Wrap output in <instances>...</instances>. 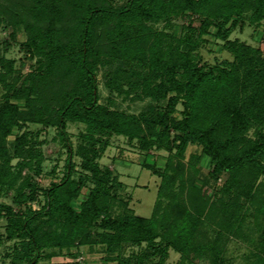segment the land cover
<instances>
[{
    "label": "trees",
    "instance_id": "1",
    "mask_svg": "<svg viewBox=\"0 0 264 264\" xmlns=\"http://www.w3.org/2000/svg\"><path fill=\"white\" fill-rule=\"evenodd\" d=\"M4 1L0 3V14L7 17L9 25L26 24L37 53L46 56V52L51 50L52 53H65L68 55L67 62L70 61L78 68V79L66 93L55 90L53 94H49L48 91L53 87L52 81L44 77L41 83L32 82L24 93L28 98L27 112H20L19 108L10 102L8 95H4L1 101L0 116H10L8 121H0L2 179L12 174V155L5 138L19 122L17 119L56 128L57 135L67 150L65 173L59 181L50 183L45 189V205L39 211L28 208L18 221L11 219V227L7 228L9 239L16 236L23 242L27 241V251H36L37 255L31 257L28 264H44L41 257L42 254L46 255L47 251V256L58 252L70 257V264H77L79 249L92 244L105 247L108 256L103 264H130V257L125 259L123 255L127 245L141 247L146 242L152 246L159 236L157 231H164L160 241L149 247L148 253L142 251L143 256L140 254L136 257V260L140 261L139 264H145L155 256H159V264H163L171 251L180 253L178 264H182V260H190L188 253H202L208 250L215 262L219 260L222 264L225 263L220 256L221 250L216 246L219 242L217 238L211 239L206 233V241L193 243L199 231L200 216L204 208H207L208 199L204 201L200 213L183 208L182 215L176 214L173 217L174 223L169 225L164 223L168 221L167 218L165 221L157 216L158 201L149 217L136 215L129 205V200L122 201L124 210L121 214H112L109 203L104 201L106 197H110L107 187L109 179L105 178L108 172L102 171L95 162L98 156L95 145L106 147L107 140L102 139L104 135H124L130 140L142 138L141 134L146 129L162 146L171 127L178 132V138L181 140V144L176 145L178 154L184 152L188 142H195L201 146L205 155L210 156L218 173L225 169L231 173L244 169L263 173L261 159L264 158V135L262 140L251 144L245 143L244 135L256 120L264 118V59L256 55L258 50L244 43L230 41L228 36L245 22L257 27L264 19V0H128L125 5L117 8L108 0H95L89 4L73 3V27L74 30L79 29L77 42L70 40L62 44L60 39L53 40L55 33L70 31L72 25L69 27L62 21L64 18L61 17V0ZM177 8L180 14L187 12L188 16H192L200 13L205 16L202 32L215 25L226 40L225 49L234 56L233 61H225L224 67L207 68L194 65L188 54L176 60L170 53L168 58L163 60L159 55V34L156 38L153 37V32L144 30L142 22L157 16H169ZM35 9L46 18L43 28L25 19L28 14L36 20ZM109 19H115L114 24L110 29L105 27V36L97 40L96 29ZM58 23L62 25L58 27ZM249 54L256 57L245 58V55ZM105 59L119 62L109 79L108 85L112 89L129 94V91H124L126 82L128 86L141 87L143 95L155 102L168 100V107L173 106L176 100L170 97L172 92L185 93L183 96L189 107L187 118L178 121L166 110H151L150 113L142 112L139 115L128 114L101 105L96 68ZM3 60L5 59L1 62ZM146 68L147 72L143 71ZM10 74V70L0 73V80ZM153 75L161 76L162 81L152 85ZM131 76L137 78L135 83L131 82ZM53 103L55 107L51 108ZM41 105L44 111L48 108L54 113L53 117L52 113L46 116L39 111ZM68 120L85 124L86 132L82 134V138L88 144L80 146L77 153L83 158V168L91 173L90 176L74 177L75 152L66 130ZM157 126H161L160 129H157ZM28 143L26 136L16 137L14 154L28 160L37 157L40 163V151L34 154V147L27 146ZM87 181L91 182L93 187L86 199L75 208L72 201L87 187ZM111 183L118 182L112 179ZM241 189L239 196L246 192V188L243 191ZM200 193L203 194L202 191ZM245 196L247 197V194ZM262 207L264 208V203ZM3 211L8 215L13 214L9 206L1 204L0 218L4 216ZM260 213L264 216V209L260 210ZM41 219L42 221H39ZM73 248L77 250L73 252Z\"/></svg>",
    "mask_w": 264,
    "mask_h": 264
},
{
    "label": "rangeland",
    "instance_id": "2",
    "mask_svg": "<svg viewBox=\"0 0 264 264\" xmlns=\"http://www.w3.org/2000/svg\"><path fill=\"white\" fill-rule=\"evenodd\" d=\"M94 1L61 0L63 12L61 17L64 18L62 21L65 22V25L69 27L72 25V27L70 31H61L62 34L55 33L53 40L60 39L61 44L68 43L70 40L77 42L79 29L74 30L73 27L75 20L71 15L72 4L82 2L89 4ZM108 1L117 8L125 5L128 0ZM4 2V0H0V3ZM34 12L37 16L36 20L28 14L25 15V19L31 23L35 22L36 25L43 28L46 23L45 16H42V13L36 9ZM205 19L206 17L200 13L192 16H188L187 12L180 14L177 8L169 16L144 19L142 25H144L145 31L153 32V37L156 38L159 34L161 41L159 55L163 60H166L170 53L175 56L176 60L188 54L196 66L224 67V62H232L234 56L225 49L226 40L222 38L215 25L209 26L206 32H202ZM114 20L109 19L108 23L98 26L96 29L97 40L105 36V27L110 29ZM7 22V17L0 14V73L11 71L10 75L0 80V105L4 95H8L10 102L15 104L20 112H27L29 106L28 98L24 96L25 89L31 86L32 82L41 83L43 77L52 81L53 87L50 86L49 94H53L55 90L65 93L71 90L72 84L78 79V68L70 61L67 62L68 55L61 52L57 54V51L52 53V50L46 52L47 56L37 53L26 24L9 25ZM61 25L58 23L57 26ZM228 39L253 47L258 50L256 55L264 59V19L257 27L245 22L243 26L233 30ZM247 56L256 57L254 54L253 56L249 54L245 55V58ZM2 59L5 60L1 62ZM118 66V61L105 59L96 68L101 105L128 114L139 115L142 112L150 113L151 110L154 112L166 110L171 117L178 121L187 118L189 107L183 96L185 93L172 92L170 97H174L176 100L173 106L168 107L166 105L168 100L155 102L143 95L141 87L134 88L128 86L126 82L124 91H129V94L119 93L115 88L112 89L108 85L109 79L111 72L115 71ZM143 71L147 72V68ZM130 80L135 83L137 78L131 76ZM161 81V76H152V85ZM54 107L53 103L51 108ZM38 109L46 116L48 113H52L48 108L44 111L42 105ZM8 118L10 116H0V121H8ZM17 121L19 122L12 127L10 134L5 138L7 148L12 155L10 162L12 174L6 179L0 177L2 184L0 185V205H7L13 210L12 215L3 211L4 216L0 218V264H28L29 259L37 255L36 251L31 253L26 250L27 241L23 242L16 236L9 239L7 228L11 227V219L18 221L22 218L21 214L25 213L28 208L39 211L45 205L44 191L50 183L57 182L62 178L67 160V150L60 141L56 128L23 122L24 120L19 119ZM160 127L157 126V129ZM66 130L75 152L73 156L74 177L90 176L91 173L83 168V158L77 153L80 146L88 144L82 138V134L86 132L85 124L81 121L68 120L66 121ZM145 130L141 134L142 138L132 140L124 135H104L102 139L107 140L106 147L101 148L100 145H95V148L98 149L95 162L102 171L108 172L105 178L109 179L107 187H109L108 195L110 197H106L104 201L109 203L112 214H121L124 210L122 201L129 200V205L136 215L149 217L156 201H158L157 216L162 218L160 220L167 218L168 221L164 223L169 225V223H174L173 217L176 214L182 215L183 208L200 213L204 201L208 199L207 208H204L205 210L200 216L199 231L193 243L200 244L206 241L207 233L211 239L219 240L216 246H218V250H221L220 256L225 262L223 264H264V216L260 215V210L264 209L262 207L264 203V171L260 173L244 169L231 173L225 169L218 173L215 171L210 156L205 155L201 146L195 142H188L184 152L178 154L176 145L181 144V140L178 138V132L171 127L166 142L162 146L155 136L148 134V130ZM20 135L26 136L27 142H29L27 146L34 147V154L40 151L42 156L40 163L37 157L28 160L14 154L16 137ZM263 135L264 118L262 117L256 120V123L245 133V143L251 144V142L260 141L264 137ZM239 149L237 148V150ZM261 163L264 167V158L261 159ZM112 179H116L118 183L112 184ZM91 187L93 184L87 181V187L82 190L78 198L72 201L75 208H78L79 204L86 199ZM244 188H246V192H244L247 197L245 193L240 196L238 194L239 190L243 191ZM201 191L203 194L200 193ZM235 220L237 221L235 222ZM36 224L39 225L38 222ZM157 232L159 236L154 240V245L160 241V237L164 233V231ZM152 246L146 242L141 247L127 245L123 251L124 258L130 257V264H139L140 261L136 260V257L140 256L142 251L148 253L149 247ZM76 250V248L72 249L73 252ZM45 253L47 254H42L41 257L44 264H63L64 262L70 264L69 261H72L70 257L58 252L52 256H47L49 251ZM188 254L190 260H182V264H222L219 260L215 262L209 250ZM107 256L104 246L86 245L79 249L76 263L103 264ZM180 258V253L171 251L163 264H178ZM159 262V256H155L145 264H159Z\"/></svg>",
    "mask_w": 264,
    "mask_h": 264
}]
</instances>
